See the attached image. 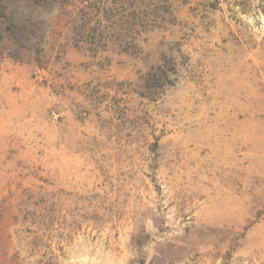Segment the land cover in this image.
<instances>
[{"label":"rangeland","instance_id":"374dc122","mask_svg":"<svg viewBox=\"0 0 264 264\" xmlns=\"http://www.w3.org/2000/svg\"><path fill=\"white\" fill-rule=\"evenodd\" d=\"M0 264H264V0H0Z\"/></svg>","mask_w":264,"mask_h":264}]
</instances>
